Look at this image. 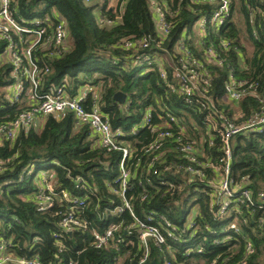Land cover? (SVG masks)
Wrapping results in <instances>:
<instances>
[{
  "label": "trees",
  "instance_id": "trees-1",
  "mask_svg": "<svg viewBox=\"0 0 264 264\" xmlns=\"http://www.w3.org/2000/svg\"><path fill=\"white\" fill-rule=\"evenodd\" d=\"M110 4L12 1L15 21L42 30V43L54 37L59 24L67 32L59 54L35 53L40 93L62 86L74 98L90 84L99 91V107L112 131H120L122 149L103 147L70 112L48 116L40 131L32 127L14 140L0 137V247L16 260L7 264L35 258L39 264H139L145 248L136 219L159 227L165 240H147L146 264H264V208L234 203L242 191L255 199L264 194V131L232 139L235 195L225 210L220 191L223 134L229 125H245L264 111V0H234L233 19L218 30L209 23L206 37L191 32L183 49V30L191 29L210 5L194 0ZM153 5L169 8L166 35L157 27ZM10 37L19 49L36 39L33 33L10 32ZM7 49L0 38V125L29 109L25 95L15 104L6 97L12 84ZM186 62L189 75L208 82L191 96L173 76L174 67ZM231 74L243 83L239 102L225 96ZM119 92L126 95L124 104L114 99ZM92 95L85 103L89 107ZM123 149L129 151L125 190ZM48 185L54 190L52 206L41 211L39 196ZM71 211L82 224L67 232L60 224ZM109 229L112 239L96 248L95 234ZM248 242L254 254L247 253Z\"/></svg>",
  "mask_w": 264,
  "mask_h": 264
},
{
  "label": "built area",
  "instance_id": "built-area-1",
  "mask_svg": "<svg viewBox=\"0 0 264 264\" xmlns=\"http://www.w3.org/2000/svg\"><path fill=\"white\" fill-rule=\"evenodd\" d=\"M13 0H0V38L5 39L8 43L7 58L11 65V79L12 84L6 89V97L11 104L22 102L25 95L28 98V110L19 114L14 121L9 124L0 125V137L5 136L7 139L14 140L22 131L28 132L32 127L36 128V124H43L44 120L50 115H61L70 112L74 115L76 122L79 125H88L91 131L97 137V141L103 147L121 150L119 146L118 137L120 131L113 132L108 118L102 113L99 107L100 94L98 90H93L90 84H87L82 88L78 96L71 98L67 91L62 86H52L48 91L40 93V81L41 70L39 62L36 60L35 53L38 51L46 50L50 56L59 54V47L64 44L67 38V32L64 25L59 24L56 28L55 35L52 39H48L45 43H42L41 38L43 31H31L20 26L11 12V4ZM196 3H206L210 5L211 10L208 13L203 14L195 23L191 29H184L182 33V41L179 43L181 49L184 48L185 40L191 34V32L198 33L201 37L207 36L206 27L209 23L215 24L217 30L220 29L226 22L233 19L234 0H194ZM153 5V13L157 27L163 35L168 34L169 25L166 23V13L169 8ZM165 8V10H164ZM104 20V18H102ZM106 20V19H105ZM10 32L21 35L22 33H33L36 36L35 41L29 45L19 49V45L14 43L10 37ZM144 46H148L147 41L143 40ZM53 48V49H52ZM211 53V52H210ZM148 59H146L147 61ZM188 63H184L183 66L174 67L173 76L180 81V90L185 93L186 96L193 95V90H199V84H208L207 80L203 78L200 80L198 75H189ZM222 65V63H221ZM46 72H48L46 70ZM211 74V73H209ZM25 84H28L26 87ZM94 91V92H93ZM92 92L93 102L91 107L85 103L88 98V93ZM245 95L243 89V83L237 82L231 74L225 84V96L227 99L239 102ZM248 131L262 134L264 131V111L256 117V119L250 121L245 125H229L228 129L223 134V141L225 143V155L226 165L224 168V177L221 181L220 191L224 199L225 210L232 202L231 198L235 195L231 189V141L240 134ZM162 136H168L166 132L161 134ZM129 156V151L123 149V159L120 163L121 171V186L125 190L128 180V172L126 171L125 162ZM49 196H46V193ZM54 190L48 185L45 187V193L39 196L40 207L39 210L43 211L49 209L52 206V197ZM67 197V194H64ZM264 194H260L258 199L253 198L250 191H242V196L237 199L235 204H242L243 202L249 203L251 206H258L264 208ZM260 205V206H259ZM128 207V205H126ZM136 219V218H135ZM139 227L142 229L140 235L141 240L145 248V256L139 262V264H146L148 259V247L147 240L153 238L156 243L162 244L165 242L163 235L161 234L159 227H149L146 223L140 222L136 219ZM81 221L71 211L67 217L63 219L60 227L67 232L72 229L81 226ZM235 225H231V229H235ZM113 237V230L109 229L104 235L95 234L94 246L98 249L103 248L108 244ZM248 254H254V248L251 242L246 245ZM15 262V258L10 254L5 246L0 247V264H7L8 262ZM18 264H39L37 258L33 260H19Z\"/></svg>",
  "mask_w": 264,
  "mask_h": 264
},
{
  "label": "water",
  "instance_id": "water-1",
  "mask_svg": "<svg viewBox=\"0 0 264 264\" xmlns=\"http://www.w3.org/2000/svg\"><path fill=\"white\" fill-rule=\"evenodd\" d=\"M115 101H117L120 104H124L125 100H126V95L119 92L114 96ZM152 264H155V262H153Z\"/></svg>",
  "mask_w": 264,
  "mask_h": 264
},
{
  "label": "rangeland",
  "instance_id": "rangeland-1",
  "mask_svg": "<svg viewBox=\"0 0 264 264\" xmlns=\"http://www.w3.org/2000/svg\"><path fill=\"white\" fill-rule=\"evenodd\" d=\"M116 1H117V0H110V3H111L110 5H114V4L116 3ZM97 15H98V14H97ZM100 19H101V21H104V20H105V19L103 20L102 18H100ZM7 59L9 60V58H7ZM7 59H6V60H7ZM2 61H3V59L0 58V65H2ZM27 99H28V98H27ZM23 102H24V101H23ZM26 102H27V101H26ZM26 104L28 105V102H27ZM36 126H37V127H36V130H37V131H40V130L42 129V127L40 126L39 122L36 124ZM38 126H39V127H38Z\"/></svg>",
  "mask_w": 264,
  "mask_h": 264
},
{
  "label": "crops",
  "instance_id": "crops-1",
  "mask_svg": "<svg viewBox=\"0 0 264 264\" xmlns=\"http://www.w3.org/2000/svg\"><path fill=\"white\" fill-rule=\"evenodd\" d=\"M43 125V124H42ZM42 125L40 124V126L42 127ZM37 127V126H36ZM39 127V126H38Z\"/></svg>",
  "mask_w": 264,
  "mask_h": 264
}]
</instances>
